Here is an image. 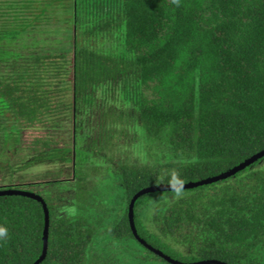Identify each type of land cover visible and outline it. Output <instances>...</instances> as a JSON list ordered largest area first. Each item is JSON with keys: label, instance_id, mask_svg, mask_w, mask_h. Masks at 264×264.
<instances>
[{"label": "trees", "instance_id": "trees-1", "mask_svg": "<svg viewBox=\"0 0 264 264\" xmlns=\"http://www.w3.org/2000/svg\"><path fill=\"white\" fill-rule=\"evenodd\" d=\"M262 151L264 0H0V190L45 199L39 264H174L136 236L135 195ZM182 192L137 199L142 239L183 263L264 264V156ZM0 227V264L41 258V201L0 195Z\"/></svg>", "mask_w": 264, "mask_h": 264}, {"label": "water", "instance_id": "water-1", "mask_svg": "<svg viewBox=\"0 0 264 264\" xmlns=\"http://www.w3.org/2000/svg\"><path fill=\"white\" fill-rule=\"evenodd\" d=\"M264 156V151L260 152L259 154L253 156L252 158L246 160L245 162H243L242 164H240L239 166L233 168L232 170L225 172L219 176H215L212 178H208L199 182H191V183H182L181 188L182 189H187V188H194L196 186L199 185H203V184H208V183H212V182H216L222 179H226L234 174H236L238 171L245 169L247 166H249L250 164L254 163L255 161H257L259 158ZM166 190H172L170 185H156V186H150L147 188H144L143 190H141L139 193H137L135 195V197L133 198V201L131 203L130 206V221H131V225L132 228L136 234V236L138 237V239L145 244L148 248H150L151 250H153L154 252H156L157 254H160L161 256L165 257L167 260H169L170 262L174 263V264H213V263H218V264H226L223 262H219L216 260H208V261H202V262H195V263H183L181 261L175 260L173 258H171L170 256L164 254L162 251L155 249L153 246H151L150 244H148L144 239H142L137 231V227H136V223H135V204L137 199L147 193L150 192H156V191H166ZM13 194H22V195H26L32 198H35L39 201H41L44 205L45 208V212H46V228H45V232H44V239H45V246H44V252L43 255L41 256V258L35 263V264H39L41 261H43V259L47 256L48 253V249H49V233H50V210L48 208V205L45 201V199L37 194V193H33V192H27V191H22V190H17V189H3L0 190V195H13Z\"/></svg>", "mask_w": 264, "mask_h": 264}, {"label": "rangeland", "instance_id": "rangeland-1", "mask_svg": "<svg viewBox=\"0 0 264 264\" xmlns=\"http://www.w3.org/2000/svg\"><path fill=\"white\" fill-rule=\"evenodd\" d=\"M53 22H56V20H53ZM47 129L44 128L42 125H36V126H28L23 130V142L24 146H29L32 144V142L39 137H43L47 134ZM1 185V181H0Z\"/></svg>", "mask_w": 264, "mask_h": 264}, {"label": "clouds", "instance_id": "clouds-1", "mask_svg": "<svg viewBox=\"0 0 264 264\" xmlns=\"http://www.w3.org/2000/svg\"><path fill=\"white\" fill-rule=\"evenodd\" d=\"M168 184L171 186V189L175 192L177 198L183 195L182 192V180L177 172L170 173V180ZM8 237V230L4 227H0V241L5 240Z\"/></svg>", "mask_w": 264, "mask_h": 264}]
</instances>
